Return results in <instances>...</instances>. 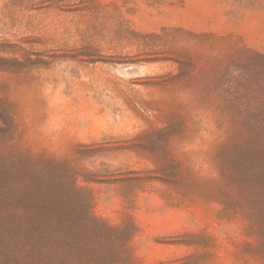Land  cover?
Listing matches in <instances>:
<instances>
[{"label": "rangeland", "instance_id": "obj_1", "mask_svg": "<svg viewBox=\"0 0 264 264\" xmlns=\"http://www.w3.org/2000/svg\"><path fill=\"white\" fill-rule=\"evenodd\" d=\"M0 264H264V0H0Z\"/></svg>", "mask_w": 264, "mask_h": 264}]
</instances>
